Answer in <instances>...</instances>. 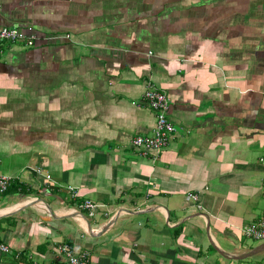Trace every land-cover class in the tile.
I'll return each mask as SVG.
<instances>
[{"label":"crops","instance_id":"obj_1","mask_svg":"<svg viewBox=\"0 0 264 264\" xmlns=\"http://www.w3.org/2000/svg\"><path fill=\"white\" fill-rule=\"evenodd\" d=\"M0 26L44 37L0 53V264H62L61 241L87 264H228L207 234L246 247L264 216V0H0ZM146 82L174 131L140 153Z\"/></svg>","mask_w":264,"mask_h":264},{"label":"built area","instance_id":"obj_2","mask_svg":"<svg viewBox=\"0 0 264 264\" xmlns=\"http://www.w3.org/2000/svg\"><path fill=\"white\" fill-rule=\"evenodd\" d=\"M47 39V37H45ZM37 40H44V37H39L28 30L19 27L0 26V53L5 43H20L23 46H33ZM142 98L147 107L151 110L154 116V125L149 134H137L130 139L131 146L140 153L159 152L162 150L169 139V136L174 131L173 126L167 118L169 107V98L162 91L153 86L150 82H146L142 92ZM11 179L9 176L0 174V194L5 192ZM264 192V184L261 187ZM195 198L194 193L188 194ZM81 207L91 210L93 204L89 201H83ZM91 215V212H89ZM243 236L252 239H264V217L252 220L241 227ZM56 250L63 255L62 264H87L88 252L85 249L80 251L74 250L73 246L68 242L61 241L56 244ZM0 251H7L4 244H0Z\"/></svg>","mask_w":264,"mask_h":264},{"label":"rangeland","instance_id":"obj_3","mask_svg":"<svg viewBox=\"0 0 264 264\" xmlns=\"http://www.w3.org/2000/svg\"><path fill=\"white\" fill-rule=\"evenodd\" d=\"M43 41V40H42ZM259 207V206H258ZM258 207L256 208V215H261V212H260V210L258 209ZM261 217H264L263 215L261 216ZM249 223V222H248ZM204 229H205V225H204ZM207 240V239H206ZM239 240H240V243L242 244V245H245L246 247L244 248V249H242V251H240V252H234V254H244L245 252H247V250L249 249V248H251V247H253V246H255L256 244H258V243H260V242H262V241H264V239H260V240H257V239H252V238H247V237H245V236H243L242 237V235H241V237L239 238ZM207 243H209V241L207 240ZM210 244V243H209ZM221 245L223 246V247H226V248H232L233 247V245L230 243V244H226L225 242H221ZM247 247H249V248H247ZM213 248V247H212ZM211 252H210V256L213 258V260H214V257L215 258H218L219 259V256L216 254V253H214V251H213V249H211L210 250ZM214 256V257H213ZM260 256H263L264 257V251H260V252H258V253H256V254H254L253 256H251V257H246L245 259H242V260H234L233 261V259H229V260H224L225 261V263H228V264H230V261L231 262H233L234 264L235 263H243V262H245L246 264H247V262H248V264H253V262H254V258H258V257H260ZM253 259V260H252ZM251 260V261H250ZM214 261H212V263H213Z\"/></svg>","mask_w":264,"mask_h":264},{"label":"water","instance_id":"obj_4","mask_svg":"<svg viewBox=\"0 0 264 264\" xmlns=\"http://www.w3.org/2000/svg\"><path fill=\"white\" fill-rule=\"evenodd\" d=\"M199 215H204L205 217V229L208 232V220H207V216L204 213H199ZM88 229L89 225L87 226ZM207 240L209 241L210 245L223 257L228 258V259H233V260H242L245 259L246 257H251L254 254L260 252V251H264V241L256 244L255 246L249 248L247 250V252H245L244 254H232V253H226V252H222L220 250L217 249L216 245L214 244V242L212 241L211 237L209 234H207Z\"/></svg>","mask_w":264,"mask_h":264},{"label":"trees","instance_id":"obj_5","mask_svg":"<svg viewBox=\"0 0 264 264\" xmlns=\"http://www.w3.org/2000/svg\"><path fill=\"white\" fill-rule=\"evenodd\" d=\"M8 27V26H7ZM9 27H12V26H9ZM5 44H15V43H5ZM5 44H3V46L5 45ZM18 44H20V43H18ZM9 186H13L12 185V183H11V181H10V183H9V185H8V187H7V189L6 190H8V188H9ZM5 190V191H6ZM4 193V192H3ZM259 219V218H258ZM255 260H254V262H253V264H264V257L263 256H260V257H256V258H254ZM253 260V259H252ZM251 261V260H250Z\"/></svg>","mask_w":264,"mask_h":264}]
</instances>
